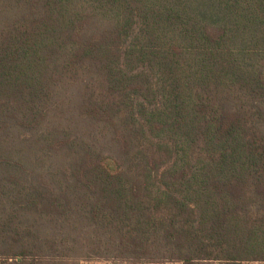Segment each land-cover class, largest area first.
<instances>
[{
	"label": "trees",
	"instance_id": "obj_1",
	"mask_svg": "<svg viewBox=\"0 0 264 264\" xmlns=\"http://www.w3.org/2000/svg\"><path fill=\"white\" fill-rule=\"evenodd\" d=\"M10 199L11 264L264 262V0H0Z\"/></svg>",
	"mask_w": 264,
	"mask_h": 264
},
{
	"label": "rangeland",
	"instance_id": "obj_2",
	"mask_svg": "<svg viewBox=\"0 0 264 264\" xmlns=\"http://www.w3.org/2000/svg\"><path fill=\"white\" fill-rule=\"evenodd\" d=\"M54 124V117L52 120V124L51 125H47L45 126L46 131L48 127H51ZM44 128V129H45ZM29 160V159H28ZM43 160H45L44 162H40L37 161L36 163L32 164L31 161H27V160H22V163L25 165L24 166V172L26 173L27 176L24 177V182H34V183H39L42 184V182H46V183H50V178L49 176L51 174H54V155H51V157L48 159L47 158H43ZM14 203L12 202V200L10 199L7 203L5 200H3L2 203H0V221H6L7 217H8V213H12ZM3 207H6V214H2L4 210ZM24 220V219H23ZM20 226V230H24V226L25 225H21ZM68 262V261H67ZM70 262V261H69ZM120 260H113V259H106V258H89V259H81L79 261H77L76 264H118L120 263ZM12 260L9 259L8 257H6L5 255H0V264H11ZM70 264H72L70 262ZM75 264V263H74ZM159 264H182V263H159ZM217 264V263H215ZM244 264H264V262H246Z\"/></svg>",
	"mask_w": 264,
	"mask_h": 264
}]
</instances>
